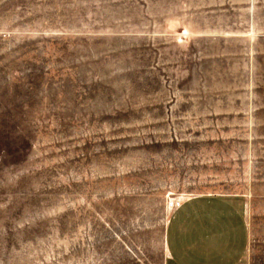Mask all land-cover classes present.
Wrapping results in <instances>:
<instances>
[{
    "label": "rangeland",
    "instance_id": "rangeland-1",
    "mask_svg": "<svg viewBox=\"0 0 264 264\" xmlns=\"http://www.w3.org/2000/svg\"><path fill=\"white\" fill-rule=\"evenodd\" d=\"M207 194L264 264V0H0V264H164Z\"/></svg>",
    "mask_w": 264,
    "mask_h": 264
},
{
    "label": "crops",
    "instance_id": "crops-1",
    "mask_svg": "<svg viewBox=\"0 0 264 264\" xmlns=\"http://www.w3.org/2000/svg\"><path fill=\"white\" fill-rule=\"evenodd\" d=\"M246 198L197 195L180 202L165 229L164 264H248Z\"/></svg>",
    "mask_w": 264,
    "mask_h": 264
}]
</instances>
